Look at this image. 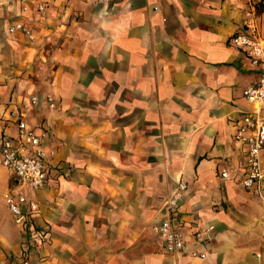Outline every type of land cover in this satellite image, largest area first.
Here are the masks:
<instances>
[{
    "label": "crops",
    "instance_id": "0c3cea01",
    "mask_svg": "<svg viewBox=\"0 0 264 264\" xmlns=\"http://www.w3.org/2000/svg\"><path fill=\"white\" fill-rule=\"evenodd\" d=\"M44 1L41 13L0 0V134L18 136L15 110L49 135L47 185L22 186L38 202L25 226L0 156V264H264V201L242 183L235 139L260 70L231 42L249 21L264 38V0ZM17 20L34 41L8 31ZM170 215L188 234L173 253L153 230ZM208 226L213 239L195 241Z\"/></svg>",
    "mask_w": 264,
    "mask_h": 264
},
{
    "label": "built area",
    "instance_id": "2783aa9c",
    "mask_svg": "<svg viewBox=\"0 0 264 264\" xmlns=\"http://www.w3.org/2000/svg\"><path fill=\"white\" fill-rule=\"evenodd\" d=\"M16 3H19L25 12L31 8L30 0H12L11 2V4ZM36 7L39 12L44 13L47 5L44 0H37ZM247 27L249 33L234 34L231 42L246 50L252 64L259 68L260 77L255 84L244 90V95L253 104V109L243 112L236 120L235 139L246 148L247 170L242 183L245 188L264 201V164L261 158L264 149V38L260 35L258 23L249 21ZM7 29L13 34L21 33L29 41L36 38L32 26L24 20L9 23ZM47 101L51 107L55 106L52 96H49ZM39 102V96L32 95L29 102H26V106H34ZM9 115L17 119L19 134L16 138L0 134V156L9 173L18 179L19 187L6 195V202L16 222L25 226L29 214L38 209V202L29 198L23 192L22 186L28 185L34 189H40L47 185L49 161L45 145L49 135L46 131H39L20 119L17 111L10 110ZM221 175L223 178H228V170L224 169ZM188 188L187 181L179 180L176 189L165 203L170 213L181 204ZM25 208H28V211ZM153 230L161 237L168 252H179L184 249L188 234L176 216L170 215L159 221L153 226ZM214 233L215 226H208L194 231L192 236L195 241L203 242L213 239ZM191 256L204 258L206 254L193 250Z\"/></svg>",
    "mask_w": 264,
    "mask_h": 264
},
{
    "label": "rangeland",
    "instance_id": "374dc122",
    "mask_svg": "<svg viewBox=\"0 0 264 264\" xmlns=\"http://www.w3.org/2000/svg\"><path fill=\"white\" fill-rule=\"evenodd\" d=\"M0 30H2V32L3 33H5V22L4 23H2L1 25H0ZM1 36L2 35H0V38H1ZM15 41V40H14ZM34 41V40H33ZM32 42V41H31ZM16 52V51H15ZM0 53L2 54V53H5L4 55H6V57H8V55L6 54V52H4V51H2V50H0ZM50 106V105H49ZM51 107V106H50Z\"/></svg>",
    "mask_w": 264,
    "mask_h": 264
}]
</instances>
